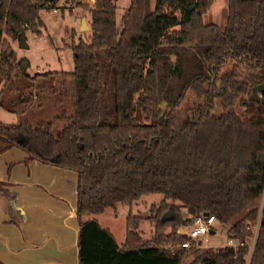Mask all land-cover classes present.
Listing matches in <instances>:
<instances>
[{"label": "trees", "instance_id": "obj_1", "mask_svg": "<svg viewBox=\"0 0 264 264\" xmlns=\"http://www.w3.org/2000/svg\"><path fill=\"white\" fill-rule=\"evenodd\" d=\"M59 1L0 0V80L14 71L30 79L10 42L23 25L39 36V12ZM75 3L89 35L66 46L71 71L49 73L56 115L0 122V153L17 147L24 162L75 171L77 264H179L193 246H182L177 227L196 214L227 223L241 244L204 247L185 264H264V201L248 260L244 243L264 187V0H226L221 25L202 19L212 0H154L152 9L128 0L118 25L111 0ZM6 184L0 196L10 201ZM154 192L163 199L148 215L126 214L120 244L95 218L81 219ZM143 218L149 239L138 231Z\"/></svg>", "mask_w": 264, "mask_h": 264}, {"label": "rangeland", "instance_id": "obj_2", "mask_svg": "<svg viewBox=\"0 0 264 264\" xmlns=\"http://www.w3.org/2000/svg\"><path fill=\"white\" fill-rule=\"evenodd\" d=\"M115 5V21L119 24L120 16L126 10L128 0H111ZM154 0H147V7L152 9ZM226 0H212L209 8L206 10L202 19L205 23H213L221 25L226 14ZM56 13L51 12V7L39 12V19L42 27H37L39 36L34 35L27 28L24 32V48H19L16 41H11L12 50L17 47L16 57H24L29 62L27 74L29 78L19 76L17 71L11 73L9 80H0V122L15 123L27 122L35 125L38 122H50L53 120L57 111V97L55 93L56 81L51 74L56 71L72 70L71 51L68 46L71 41L76 42L77 39L87 40L89 35L87 12L77 6L75 0L69 2L62 0L56 3ZM73 17L81 19L84 17L86 29L79 30L78 23L73 22ZM80 21V20H79ZM72 32V36H71ZM36 74L35 78H32ZM41 74V75H40ZM47 74V75H43ZM182 105V109L186 108L189 99ZM181 115L183 113L181 112ZM163 199L162 194L158 192L141 194L135 201L131 203H116L113 208H105L103 212L92 215L97 219L100 225L109 228L113 233L116 242L123 240L124 219L126 214H136L145 217L149 213V207L157 204ZM264 201V187L261 195L257 197L252 205L257 207V215L255 221L251 225V236L244 242L247 244V253L245 259L248 260L251 247L253 245L254 236L257 229V223ZM191 216H187L188 221L177 227L180 233H186ZM214 232L208 237L209 242L217 240V242L204 247H216L226 245L228 237L225 234L227 223L214 222L212 224ZM151 225L146 219H142L138 224V231L143 239H149L152 235ZM235 241V240H234ZM236 242V241H235ZM172 247V246H170ZM203 246H194L188 249L179 264H185L194 257ZM168 249H172L169 248Z\"/></svg>", "mask_w": 264, "mask_h": 264}, {"label": "crops", "instance_id": "obj_3", "mask_svg": "<svg viewBox=\"0 0 264 264\" xmlns=\"http://www.w3.org/2000/svg\"><path fill=\"white\" fill-rule=\"evenodd\" d=\"M81 19H77L78 28ZM25 157L17 147L0 153V180L11 194L10 201L0 196V260L5 264H77L75 171L36 159L24 162ZM91 217L86 214L81 219Z\"/></svg>", "mask_w": 264, "mask_h": 264}, {"label": "built area", "instance_id": "obj_4", "mask_svg": "<svg viewBox=\"0 0 264 264\" xmlns=\"http://www.w3.org/2000/svg\"><path fill=\"white\" fill-rule=\"evenodd\" d=\"M81 2L87 5L89 8L93 6L94 0H81ZM51 12L56 13V8L51 7ZM73 22H77V18L73 17ZM26 27V25H23ZM214 223V217L210 214H196L190 217V221L187 227L186 235L188 240L182 243L183 247L190 246H207L210 244L208 237L210 230H212V224ZM213 233V231H212ZM236 241V240H235ZM233 238L228 237L225 244L228 246L235 247L239 242H235Z\"/></svg>", "mask_w": 264, "mask_h": 264}, {"label": "water", "instance_id": "obj_5", "mask_svg": "<svg viewBox=\"0 0 264 264\" xmlns=\"http://www.w3.org/2000/svg\"><path fill=\"white\" fill-rule=\"evenodd\" d=\"M84 28L86 29L85 24H84V20L81 19L80 20V28H79V30H82ZM17 44H18L19 48H24L25 47V44L23 43V40H22L21 37H18ZM263 88H264V86H257L258 92H261L263 90Z\"/></svg>", "mask_w": 264, "mask_h": 264}, {"label": "clouds", "instance_id": "obj_6", "mask_svg": "<svg viewBox=\"0 0 264 264\" xmlns=\"http://www.w3.org/2000/svg\"><path fill=\"white\" fill-rule=\"evenodd\" d=\"M226 7V5H224Z\"/></svg>", "mask_w": 264, "mask_h": 264}]
</instances>
